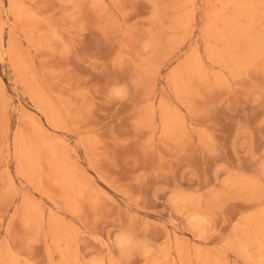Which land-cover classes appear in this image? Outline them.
Returning <instances> with one entry per match:
<instances>
[{
	"label": "rangeland",
	"instance_id": "374dc122",
	"mask_svg": "<svg viewBox=\"0 0 264 264\" xmlns=\"http://www.w3.org/2000/svg\"><path fill=\"white\" fill-rule=\"evenodd\" d=\"M167 263L264 264V0H0V264Z\"/></svg>",
	"mask_w": 264,
	"mask_h": 264
},
{
	"label": "bare ground",
	"instance_id": "6f19581e",
	"mask_svg": "<svg viewBox=\"0 0 264 264\" xmlns=\"http://www.w3.org/2000/svg\"><path fill=\"white\" fill-rule=\"evenodd\" d=\"M231 2V1H230ZM241 2V4L243 5V3H242V1H240ZM246 6V5H245ZM19 9H21V6L19 7ZM19 9H18V11H19ZM23 12V11H22ZM19 13V12H18ZM238 18V17H237ZM239 21V20H238ZM244 30V29H243ZM3 33V32H2ZM244 35V34H243ZM246 37V36H245ZM247 40V39H246ZM253 40V39H252ZM259 41V40H258ZM251 49H252V47H251ZM4 50V49H3ZM254 51V50H253ZM6 57V56H5ZM199 70V69H198ZM186 91V90H185ZM52 102H53V100H52ZM54 104V103H53ZM60 113V112H59ZM165 116V115H164ZM61 117V116H60ZM147 119H148V117H147ZM59 123V122H58ZM172 124H174V123H172ZM169 125V124H168ZM41 126V125H40ZM167 127H170V126H167ZM16 139V138H15ZM21 140V139H20ZM15 142H17V141H15ZM37 143V142H36ZM46 143H48V142H46ZM20 146V145H19ZM17 149V148H16ZM44 149V148H43ZM21 151H23V150H21ZM39 153V152H38ZM44 154V153H43ZM17 155V154H16ZM45 156V155H44ZM54 156V155H53ZM20 157H22V156H20ZM29 160V159H28ZM23 161V160H22ZM30 161V160H29ZM31 163V162H30ZM54 165V164H53ZM56 165V164H55ZM24 167V166H23ZM71 173V172H70ZM73 176V175H72ZM67 178V177H66ZM67 180V179H66ZM68 181V180H67ZM74 182V181H73ZM72 182V183H73ZM73 185V184H72ZM74 187L75 186H77L78 187V185H76L75 184V182H74V185H73ZM77 187H75V188H77ZM37 188V187H36ZM78 189H79V187H78ZM69 194V193H68ZM69 196V195H68ZM28 212V211H27ZM34 213V212H33ZM196 217H197V215H196ZM29 218V217H28ZM198 218V217H197ZM71 226V225H70ZM56 230V229H55ZM69 234V233H68ZM70 235V234H69ZM71 243V242H70ZM126 243H127V241H126V239L125 238H121L120 239V241H119V244H120V246L121 247H125V245H126ZM181 243V242H180ZM68 244V243H67ZM10 246V245H9ZM231 247V246H230ZM233 249V248H232ZM2 253V252H1ZM7 253V252H6ZM205 254V253H204ZM239 255V254H238ZM185 256V255H184ZM211 257V256H210ZM175 259V258H174ZM7 263V262H6ZM169 263V262H168ZM167 263V264H168ZM182 263H183V261H182ZM186 263V262H185ZM209 263V262H208Z\"/></svg>",
	"mask_w": 264,
	"mask_h": 264
}]
</instances>
